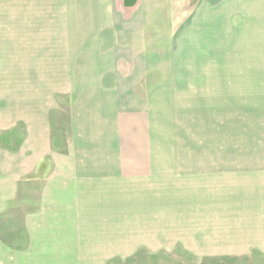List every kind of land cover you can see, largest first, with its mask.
I'll return each instance as SVG.
<instances>
[{"label": "rangeland", "instance_id": "374dc122", "mask_svg": "<svg viewBox=\"0 0 264 264\" xmlns=\"http://www.w3.org/2000/svg\"><path fill=\"white\" fill-rule=\"evenodd\" d=\"M140 1L0 0V264H264V0ZM34 121L60 156L115 148L88 122L125 124L124 222L38 220ZM161 212L171 252L150 251Z\"/></svg>", "mask_w": 264, "mask_h": 264}, {"label": "crops", "instance_id": "0c3cea01", "mask_svg": "<svg viewBox=\"0 0 264 264\" xmlns=\"http://www.w3.org/2000/svg\"><path fill=\"white\" fill-rule=\"evenodd\" d=\"M146 1V0H143ZM140 1V2H143ZM150 1V0H149ZM202 11L206 14H213L216 12L218 7L216 9L212 8L215 7L210 4H203L200 5ZM36 123L37 129H32L30 125L26 126V134L32 135L35 134L39 136L38 139H36V151L32 152L30 154V157L34 158V162L32 163L31 168L29 171L21 172L20 176L21 178L25 176V174H34V176H39L42 180V183H40V209L38 212V220L40 222H50L47 220V217L51 216V221H71L70 217H66L63 212L74 213V215L80 213L81 216L86 219V221L90 222H96V224H101L108 222L110 218V212L113 214H116V220L113 222L119 223L124 222L123 218L120 217L125 215V179H126V171H125V161L127 158H132L131 154H125L123 149L119 148V144L123 143L126 129L125 124L121 123V121H113L110 123H107L104 128H101V125L99 121L97 123L94 122H88L86 125L89 126L88 128L85 125V129H83V132H81V138L84 136L85 139L91 140L89 136L96 134V139L99 142V145L102 146V143L105 144V142H111L113 144V147L115 148H104V149H79L78 152L69 150V152L66 156H60L58 154V148L54 144V140L56 138L52 137V133H50V129H48L45 126V121H34ZM32 122V124H34ZM29 123V122H28ZM130 134V133H129ZM27 136V135H26ZM84 139V142L86 141ZM88 144V141H86ZM73 144L72 137H69V140L66 142V146L70 147L69 145ZM85 145V144H84ZM72 146V145H71ZM35 150V149H34ZM62 157L64 159L70 158V166H64L63 173H60L62 176V179L65 182V185L56 187L53 185V187H49L48 184L50 182L55 181V172L57 171V165H49L47 169H41L40 167H43L45 165H40L41 163H46L49 161L51 164L55 162L53 161V157ZM80 156V160L78 163L76 160H71L72 156ZM137 156V155H136ZM135 157V156H134ZM84 163V165H82ZM127 163H130V161L127 160ZM84 166V168H81V173L78 172L79 166ZM45 168V167H44ZM45 173V175H44ZM129 177V176H127ZM135 178L137 176L134 175ZM80 180V181H79ZM133 180V178H132ZM136 181V180H133ZM78 182H81L82 187L78 184ZM80 186V187H79ZM76 190H79L83 193V207L80 206V204L77 203V192ZM96 191V192H93ZM113 191H116L115 193ZM61 192L63 194H61ZM97 193V198L91 199L88 197L89 195ZM67 193V194H66ZM114 193V194H113ZM64 194L67 195L68 202H66V206H71V208H75L71 210V208H66L63 211L60 209L59 205L62 201L61 196ZM101 195L105 196L103 198H100ZM115 195V196H114ZM111 196H114L113 198H110ZM99 197V198H98ZM119 198V199H117ZM75 199V200H74ZM110 200H114L115 209L110 211L109 202ZM102 201H104L102 203ZM58 203V204H56ZM166 212V211H164ZM62 213V214H61ZM165 213H157L155 218H152L150 221L154 222L152 225L151 232L149 235L151 238L156 239V241L153 243V248L150 249V251H166L171 252L172 246L168 247L167 245H163V242H165V238L169 236L170 232H172V219H167V217H164ZM75 218V217H74ZM176 217L175 219H177ZM76 220V218H75ZM74 220V221H75ZM180 220V219H179ZM55 223H52L45 226L46 224L42 225V227H39L40 230H47L50 228L52 229V226ZM64 227V224H57L56 228L61 229ZM94 227V226H91ZM55 229V228H54ZM72 229V228H70ZM63 230V229H62ZM44 233V232H43ZM55 232L52 231V235L48 233H45L47 237H55ZM62 235V234H61ZM135 251V249H134ZM255 253V252H254ZM256 253H263L261 251H257Z\"/></svg>", "mask_w": 264, "mask_h": 264}]
</instances>
